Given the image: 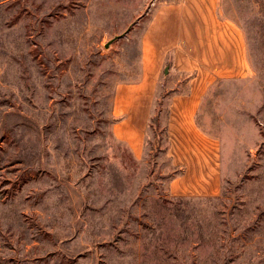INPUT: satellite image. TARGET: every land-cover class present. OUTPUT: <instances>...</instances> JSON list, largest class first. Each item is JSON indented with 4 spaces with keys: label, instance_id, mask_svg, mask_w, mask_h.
<instances>
[{
    "label": "rangeland",
    "instance_id": "rangeland-1",
    "mask_svg": "<svg viewBox=\"0 0 264 264\" xmlns=\"http://www.w3.org/2000/svg\"><path fill=\"white\" fill-rule=\"evenodd\" d=\"M183 1L203 18L208 0H0V264H264V0H217L199 48ZM204 40L216 78L176 160L161 110Z\"/></svg>",
    "mask_w": 264,
    "mask_h": 264
},
{
    "label": "crops",
    "instance_id": "crops-1",
    "mask_svg": "<svg viewBox=\"0 0 264 264\" xmlns=\"http://www.w3.org/2000/svg\"><path fill=\"white\" fill-rule=\"evenodd\" d=\"M181 15L178 26H180L184 31H187L184 34L183 40L187 41L186 45H191L194 47L199 48V43L201 40L198 39L199 31L203 32L202 36H213V32L217 30L218 27H222L224 25L222 24H215L214 21L216 20V4L217 0H208V2L204 5L201 4L202 7H200V12H202L203 18L202 19H191V10L188 9L189 5L183 1L181 2ZM182 19V21H181ZM174 25V23H172ZM226 31L228 28H231L232 26L228 24V26H225ZM197 31V35L191 36V31ZM230 30V29H229ZM228 30V31H229ZM207 33V34H205ZM238 35V34H237ZM193 39L197 40L196 43H193ZM194 44V45H193ZM235 43L229 47L230 51L235 54L233 55V60L229 62H225V66L228 67L227 70L225 67L223 68V72L225 71H235L239 69V67L242 66L243 58H242V48L239 45V48H233ZM167 51L170 49L175 48V45H168ZM205 49V52L203 54L190 52V51H184L183 53L181 51H178V56L176 59H174V64L177 66L178 70L180 72L179 76L183 77L185 76L187 78V81H182L179 83V80L176 82L168 81L167 89L172 88L175 90H168L165 98V104L163 105V114L165 121L167 123V126L170 129L171 134V147L169 148L170 154L174 156V158L177 160L179 157V150H195L199 149V137L197 133H199L197 122H196V116L197 112L200 107V99L201 95L204 90H201V87H204V89L210 85V83L216 78L215 76V68L214 66L217 65L216 56L214 53V46L211 45V42H207L206 40L203 41V46ZM165 58V57H164ZM163 57L161 58V61L159 60L156 63V66L154 67V74L151 76V79H156L158 70L162 68L163 62L165 61ZM174 66V67H175ZM175 69V68H174ZM179 83V84H178ZM145 94L147 90H150L148 93L151 95V100L139 105V108L135 111H138L139 113L142 112L144 123H146V126L148 124L147 118L152 115L153 112V106H154V91H153V84L151 82L149 88L144 89ZM147 93V95H148ZM144 100V99H143ZM165 112V113H164ZM140 122L135 124L133 126V130L130 132V138L129 141L134 144V149L137 151L140 148L139 141L136 140L135 136H133L138 129H140ZM181 138V139H180ZM194 138H196L195 142ZM181 144V145H180ZM189 148V149H188ZM213 162L209 163V168L212 169L211 174L213 175V178L209 181V184H215V169L216 165ZM190 164H195L194 160H191ZM181 181V180H180ZM199 185H202L201 188H205L208 190L207 186L199 180L197 181ZM196 184H194L195 186ZM199 185H196L199 188ZM183 189L187 190L190 189V186H187V182L183 184ZM186 188V189H185Z\"/></svg>",
    "mask_w": 264,
    "mask_h": 264
}]
</instances>
